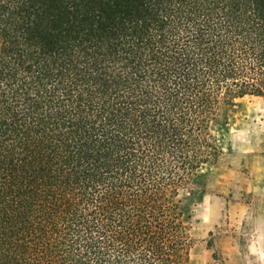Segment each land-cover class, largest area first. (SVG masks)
Returning <instances> with one entry per match:
<instances>
[{
    "label": "trees",
    "instance_id": "trees-1",
    "mask_svg": "<svg viewBox=\"0 0 264 264\" xmlns=\"http://www.w3.org/2000/svg\"><path fill=\"white\" fill-rule=\"evenodd\" d=\"M264 96V0H0V264H188L179 193Z\"/></svg>",
    "mask_w": 264,
    "mask_h": 264
},
{
    "label": "rangeland",
    "instance_id": "rangeland-1",
    "mask_svg": "<svg viewBox=\"0 0 264 264\" xmlns=\"http://www.w3.org/2000/svg\"><path fill=\"white\" fill-rule=\"evenodd\" d=\"M210 130L220 155L179 193L188 264H264V96L233 100Z\"/></svg>",
    "mask_w": 264,
    "mask_h": 264
}]
</instances>
